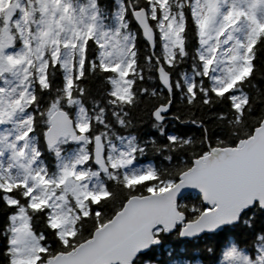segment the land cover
Returning <instances> with one entry per match:
<instances>
[{"label": "snow or ice", "instance_id": "1", "mask_svg": "<svg viewBox=\"0 0 264 264\" xmlns=\"http://www.w3.org/2000/svg\"><path fill=\"white\" fill-rule=\"evenodd\" d=\"M261 53L264 0H0L3 264H143L165 236L241 226L253 246L219 264H264ZM144 98L163 142L117 131ZM149 151L167 164L138 166Z\"/></svg>", "mask_w": 264, "mask_h": 264}, {"label": "trees", "instance_id": "2", "mask_svg": "<svg viewBox=\"0 0 264 264\" xmlns=\"http://www.w3.org/2000/svg\"><path fill=\"white\" fill-rule=\"evenodd\" d=\"M109 2V0H105ZM144 42L141 40V49L143 50ZM258 71L256 73V84L260 89H264V53L259 54L257 60ZM183 68H187V65H183ZM59 82V81H58ZM155 82H149V87H152ZM89 87H91L96 94H102L103 85L99 82L93 81L90 82ZM155 101V98L151 100L144 98V102L140 107L132 113L135 126L128 129L127 131L119 129L117 126V131L127 135L129 132L136 135L141 141L145 139H156L158 142H163L164 137H161L159 133L152 128L151 120L149 118L148 112L151 108V104ZM179 106V105H178ZM220 110V109H217ZM166 132L169 135H188V136H197L198 131L194 126L191 125H181L175 121L168 123ZM46 159L49 163L52 161V157L47 153ZM190 155V154H189ZM188 155L183 156V160H187ZM146 163L153 164L155 166H164L167 164V161L163 160V157L157 155L151 151L147 155L140 158V164L144 165ZM181 204H198L199 203V194L191 193L185 195L179 201ZM7 209L0 204V225H3V222L6 218ZM255 229L259 232L260 229H264V213L258 211L255 212ZM42 226L38 223L37 228ZM237 239L244 242L243 246L245 248H250L253 246L254 241L252 239V231L249 229L237 228L233 230V233L228 236L226 243H219L216 239H209L207 237L192 239V240H183L177 237L174 233L164 237L163 243L159 246H156L150 250L147 255L141 257L143 264H174L177 262H184L187 264H219L220 259H222V251L225 247L236 243ZM219 243L220 251L216 253V257H213L212 253H209L207 249L209 247L216 248ZM240 246V245H238ZM3 251L4 245L0 242V264H3Z\"/></svg>", "mask_w": 264, "mask_h": 264}, {"label": "water", "instance_id": "3", "mask_svg": "<svg viewBox=\"0 0 264 264\" xmlns=\"http://www.w3.org/2000/svg\"><path fill=\"white\" fill-rule=\"evenodd\" d=\"M191 193H198V192H196L195 190H191V189H189V190H185V192H183L182 194H181V198L180 199H182L185 195H187V194H191ZM182 239V238H181ZM183 240H185V239H183ZM190 240H192V239H190Z\"/></svg>", "mask_w": 264, "mask_h": 264}, {"label": "rangeland", "instance_id": "4", "mask_svg": "<svg viewBox=\"0 0 264 264\" xmlns=\"http://www.w3.org/2000/svg\"><path fill=\"white\" fill-rule=\"evenodd\" d=\"M148 164H150V163H146V164H144V165H138V166H147ZM230 246V245H229ZM174 264H187V263H184V262H177V263H174Z\"/></svg>", "mask_w": 264, "mask_h": 264}]
</instances>
